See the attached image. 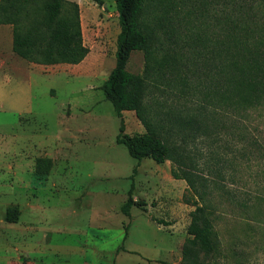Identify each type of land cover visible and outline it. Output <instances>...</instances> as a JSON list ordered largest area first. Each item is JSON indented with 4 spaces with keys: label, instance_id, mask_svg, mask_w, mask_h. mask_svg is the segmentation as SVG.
<instances>
[{
    "label": "trees",
    "instance_id": "trees-1",
    "mask_svg": "<svg viewBox=\"0 0 264 264\" xmlns=\"http://www.w3.org/2000/svg\"><path fill=\"white\" fill-rule=\"evenodd\" d=\"M115 5V63L101 89L120 117L116 143L138 161H169L171 176L186 182L193 209L179 264H252L264 249V185H232L250 163L255 184L264 178V131L250 129L251 114L264 116V0ZM0 24L12 26V50L29 62L77 64L89 51L74 0H0ZM134 50L143 52L142 73L127 70ZM123 111L145 131L126 133ZM133 187L121 206L127 216L145 204ZM225 203L240 212L227 238L218 229Z\"/></svg>",
    "mask_w": 264,
    "mask_h": 264
},
{
    "label": "rangeland",
    "instance_id": "rangeland-1",
    "mask_svg": "<svg viewBox=\"0 0 264 264\" xmlns=\"http://www.w3.org/2000/svg\"><path fill=\"white\" fill-rule=\"evenodd\" d=\"M76 1L89 48L77 64L19 57L12 26L0 24V264H146L148 256L179 264L193 209L186 182L171 176L169 161H138L116 143L120 117L101 89L115 63V0ZM143 69V52L134 50L127 70ZM256 114L249 127L264 131ZM122 117L126 133L145 131L133 111ZM248 165L237 167L232 186L261 189L264 178L256 185ZM131 182L133 199L145 204L127 216ZM222 211L218 229L227 238L239 230L240 212L227 203ZM252 264H264V249Z\"/></svg>",
    "mask_w": 264,
    "mask_h": 264
},
{
    "label": "crops",
    "instance_id": "crops-1",
    "mask_svg": "<svg viewBox=\"0 0 264 264\" xmlns=\"http://www.w3.org/2000/svg\"><path fill=\"white\" fill-rule=\"evenodd\" d=\"M74 1H76V0H74ZM77 2V1H76ZM80 8V16H81V14H82V9H81V6L79 7ZM80 19H81V17H80ZM124 112H126V111H123V115H124ZM166 161H164V162H162V163H165ZM157 163V162H156ZM160 164V163H159ZM155 174H156V171L154 172ZM171 174V173H170ZM175 179V178H174ZM155 258L156 257H154V256H148V257H146V258H143V260H144V262L146 263V264H151V263H153V261L155 260Z\"/></svg>",
    "mask_w": 264,
    "mask_h": 264
}]
</instances>
